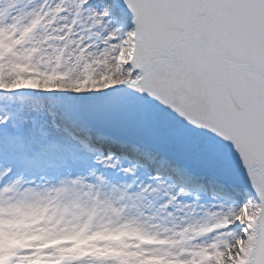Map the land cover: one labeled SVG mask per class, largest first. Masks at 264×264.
Returning <instances> with one entry per match:
<instances>
[{
    "label": "snow or ice",
    "instance_id": "1",
    "mask_svg": "<svg viewBox=\"0 0 264 264\" xmlns=\"http://www.w3.org/2000/svg\"><path fill=\"white\" fill-rule=\"evenodd\" d=\"M0 264H264V0H0Z\"/></svg>",
    "mask_w": 264,
    "mask_h": 264
}]
</instances>
